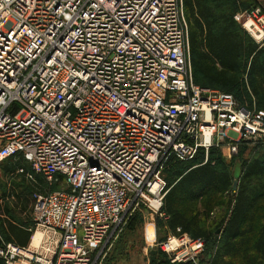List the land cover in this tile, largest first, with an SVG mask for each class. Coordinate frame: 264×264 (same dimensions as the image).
Masks as SVG:
<instances>
[{
    "label": "built area",
    "instance_id": "2783aa9c",
    "mask_svg": "<svg viewBox=\"0 0 264 264\" xmlns=\"http://www.w3.org/2000/svg\"><path fill=\"white\" fill-rule=\"evenodd\" d=\"M233 18L264 47L262 5ZM188 37L183 0H0V162L35 185L28 244L2 242V264H102L138 201L161 214L168 157L264 144L263 109L194 82ZM204 248L157 244L171 264Z\"/></svg>",
    "mask_w": 264,
    "mask_h": 264
},
{
    "label": "trees",
    "instance_id": "16d2710c",
    "mask_svg": "<svg viewBox=\"0 0 264 264\" xmlns=\"http://www.w3.org/2000/svg\"><path fill=\"white\" fill-rule=\"evenodd\" d=\"M253 3L251 7L258 4ZM183 5L194 82L225 92L241 88L250 103L264 110V47H259L234 20L232 12L223 10L216 0H183ZM245 145L240 144L238 149ZM243 161H236V175L235 167L233 172L220 169L207 158L184 169L177 168L175 179L166 183L161 207L165 225L172 234H188L205 241L201 264H264V155ZM12 170L6 168L11 174ZM37 183L38 188L45 187L40 177ZM30 185L19 191L13 185L0 194V245L28 244L30 232L22 221L18 220L19 225L13 223L16 218L9 198L24 210L29 204L28 196L35 190V185ZM57 188L55 184L50 186L52 190ZM132 221L130 218L127 224ZM124 231L125 227L114 253L119 254ZM209 245H213L211 249ZM161 254L157 249L156 261ZM158 262L171 264L168 260Z\"/></svg>",
    "mask_w": 264,
    "mask_h": 264
},
{
    "label": "rangeland",
    "instance_id": "374dc122",
    "mask_svg": "<svg viewBox=\"0 0 264 264\" xmlns=\"http://www.w3.org/2000/svg\"><path fill=\"white\" fill-rule=\"evenodd\" d=\"M222 9L232 12L233 16L236 13H241L246 9L251 8L255 3H259L264 8V0H216ZM238 23V22H237ZM239 24V23H238ZM249 37V36H248ZM231 94L235 97L237 102L245 105H254V102H249L244 90L241 88L230 89ZM255 106V105H254ZM264 144H259L255 141H248V143L238 149L234 155H228L224 147L212 148L208 151L207 155L204 151L198 150L192 157L187 159H179L176 157L170 158L160 170V178L166 183L172 182L175 179V171L177 168L184 169L189 165H195L201 160L205 161L210 159L211 162L220 169H226L228 171L234 170L235 163L238 160L247 161L252 156H263ZM243 161V162H244ZM24 164L19 158H11L3 163H0V194L2 191L10 189L11 186L17 185L16 189H22V187L29 186L30 183L20 173H17L16 169ZM6 168H13V173L7 172ZM238 172V166L234 170ZM31 187V185H30ZM33 192V191H32ZM29 195V194H28ZM29 204L24 210H19L17 205L14 204L9 198V207L12 208L11 213L16 219L22 221L25 227H29L31 224V214L33 208L32 194L28 196ZM133 218L130 225L127 223ZM125 227L123 235V243L121 249L117 252L113 251L118 236L122 233V229ZM168 229L165 225V217L161 211V214L154 212L153 208L149 205L148 201L140 200L128 215L123 225L121 226L117 236L112 240L108 246L102 264H148L149 255L151 249L157 250V244L168 237ZM217 243V239L214 245ZM213 245H209L208 249H211ZM114 253V254H113ZM162 261L167 262L165 254L157 256ZM157 259V264L159 263ZM206 264V263H202Z\"/></svg>",
    "mask_w": 264,
    "mask_h": 264
},
{
    "label": "water",
    "instance_id": "95a60500",
    "mask_svg": "<svg viewBox=\"0 0 264 264\" xmlns=\"http://www.w3.org/2000/svg\"><path fill=\"white\" fill-rule=\"evenodd\" d=\"M236 175H237V173H236ZM236 187H237V180H234L232 183V190L235 191ZM149 253H150V255H149L148 264H157V261H156L157 250L151 249Z\"/></svg>",
    "mask_w": 264,
    "mask_h": 264
},
{
    "label": "crops",
    "instance_id": "0c3cea01",
    "mask_svg": "<svg viewBox=\"0 0 264 264\" xmlns=\"http://www.w3.org/2000/svg\"><path fill=\"white\" fill-rule=\"evenodd\" d=\"M258 4H259V3H258ZM2 217H6V216H5V215H2ZM13 223H14L15 225H19V224H20V223L18 222V219H16V220L14 219V220H13ZM29 226H30V225H29ZM25 229L28 230L27 227H26ZM168 234L170 235V234H172V233L168 230ZM0 264H1V262H0Z\"/></svg>",
    "mask_w": 264,
    "mask_h": 264
},
{
    "label": "bare ground",
    "instance_id": "6f19581e",
    "mask_svg": "<svg viewBox=\"0 0 264 264\" xmlns=\"http://www.w3.org/2000/svg\"><path fill=\"white\" fill-rule=\"evenodd\" d=\"M38 236H39L38 234L35 235L34 240H33V244L36 243Z\"/></svg>",
    "mask_w": 264,
    "mask_h": 264
}]
</instances>
